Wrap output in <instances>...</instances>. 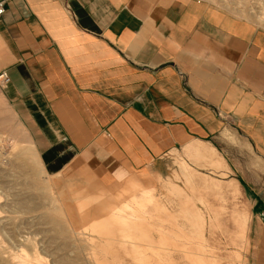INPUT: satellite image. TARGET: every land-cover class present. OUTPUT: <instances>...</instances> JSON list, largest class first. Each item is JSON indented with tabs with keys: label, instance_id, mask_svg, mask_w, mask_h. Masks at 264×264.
<instances>
[{
	"label": "crops",
	"instance_id": "crops-1",
	"mask_svg": "<svg viewBox=\"0 0 264 264\" xmlns=\"http://www.w3.org/2000/svg\"><path fill=\"white\" fill-rule=\"evenodd\" d=\"M4 2L0 91L42 170L130 178L101 220L145 219L152 188L132 176L159 172L171 151L220 171L206 144L264 159V28L204 0ZM258 198L249 264H264Z\"/></svg>",
	"mask_w": 264,
	"mask_h": 264
},
{
	"label": "rangeland",
	"instance_id": "rangeland-1",
	"mask_svg": "<svg viewBox=\"0 0 264 264\" xmlns=\"http://www.w3.org/2000/svg\"><path fill=\"white\" fill-rule=\"evenodd\" d=\"M204 1L264 28V0ZM206 145L226 168L204 163L193 149L171 151L159 172L132 176L152 188L145 219L101 220L107 206L129 199L130 178L70 169L47 175L0 91V264H249L264 159L247 147L245 156H227Z\"/></svg>",
	"mask_w": 264,
	"mask_h": 264
},
{
	"label": "built area",
	"instance_id": "built-area-1",
	"mask_svg": "<svg viewBox=\"0 0 264 264\" xmlns=\"http://www.w3.org/2000/svg\"><path fill=\"white\" fill-rule=\"evenodd\" d=\"M4 0H0V15L4 12L5 10V5H4ZM9 78L4 70L0 71V86H4L7 84Z\"/></svg>",
	"mask_w": 264,
	"mask_h": 264
},
{
	"label": "bare ground",
	"instance_id": "bare-ground-1",
	"mask_svg": "<svg viewBox=\"0 0 264 264\" xmlns=\"http://www.w3.org/2000/svg\"><path fill=\"white\" fill-rule=\"evenodd\" d=\"M212 157H215L216 164H220V161L218 159V155H216L215 153H213ZM235 189H236V187H235ZM196 218H198V216H196ZM239 220H241L243 222V224H244V217H242V218L239 217ZM241 227H242V224H241Z\"/></svg>",
	"mask_w": 264,
	"mask_h": 264
}]
</instances>
